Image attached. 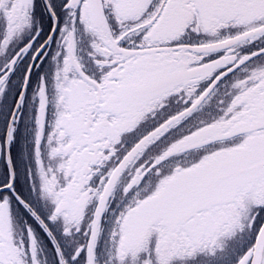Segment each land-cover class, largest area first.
Instances as JSON below:
<instances>
[{
    "label": "snow or ice",
    "instance_id": "6c2138e0",
    "mask_svg": "<svg viewBox=\"0 0 264 264\" xmlns=\"http://www.w3.org/2000/svg\"><path fill=\"white\" fill-rule=\"evenodd\" d=\"M0 264H264V0H0Z\"/></svg>",
    "mask_w": 264,
    "mask_h": 264
}]
</instances>
